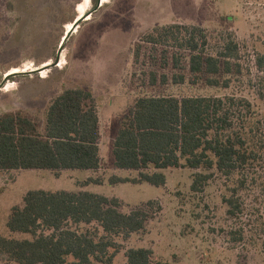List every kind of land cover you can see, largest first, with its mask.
Segmentation results:
<instances>
[{
    "label": "rangeland",
    "instance_id": "rangeland-1",
    "mask_svg": "<svg viewBox=\"0 0 264 264\" xmlns=\"http://www.w3.org/2000/svg\"><path fill=\"white\" fill-rule=\"evenodd\" d=\"M97 2L0 0V86L10 72L53 64L74 22L93 11ZM171 24L201 26L214 37L234 33L251 56V76L245 75L229 90L204 83L174 85L175 71L172 65H163L161 49L143 46L136 61L141 36ZM258 53L264 54V0H102L65 44L58 67L36 75H15L0 89V116L23 111L44 128L54 95L81 86L91 88L101 123V169L67 171L61 177L47 170L0 171V237L32 240L31 235L13 234L7 228L13 208L23 206L28 192L88 191L120 199L126 214L145 207L153 217L144 231L128 239L116 238L122 250L113 264H127V251L140 248L152 250L156 262L169 264H264V225H259L264 224V189L244 193V214L233 220L224 203L230 183L220 175L202 193L192 192L195 172L183 168L163 171L164 187L111 184L115 176H138L116 170L113 148L121 121L142 97L237 94L252 102L264 122V100L258 94L264 90V75L255 67ZM164 76L167 84L162 82ZM90 177L103 184H85ZM150 201L158 205L151 209L146 205Z\"/></svg>",
    "mask_w": 264,
    "mask_h": 264
},
{
    "label": "trees",
    "instance_id": "trees-1",
    "mask_svg": "<svg viewBox=\"0 0 264 264\" xmlns=\"http://www.w3.org/2000/svg\"><path fill=\"white\" fill-rule=\"evenodd\" d=\"M143 46L162 50L163 65L175 71L174 85L204 83L229 90L251 76L249 51L232 32L214 37L196 25L157 26L141 36L136 61ZM255 67L263 76L264 54L255 56ZM162 82L168 83L167 76ZM156 83L152 74V85ZM263 92L258 93L262 100ZM100 125L96 99L84 89H68L55 98L44 128L23 111L1 115L0 171L47 170L57 176L69 170L97 172ZM113 154L117 169L138 176H115L112 185L164 187L163 171L183 168L195 172L192 192L202 193L216 175L226 178L230 185L224 203L233 220L244 214L243 194L264 189V122L252 102L237 94L142 97L121 121ZM91 183L103 181L85 182ZM156 204L146 205L153 209ZM122 207L120 199L88 191H30L23 206L13 208L7 228L32 240L0 237V264H113L122 250L116 238L144 231L153 218L145 207L129 214ZM126 258L127 264H169L156 262L153 251L145 248L128 250Z\"/></svg>",
    "mask_w": 264,
    "mask_h": 264
},
{
    "label": "water",
    "instance_id": "water-1",
    "mask_svg": "<svg viewBox=\"0 0 264 264\" xmlns=\"http://www.w3.org/2000/svg\"><path fill=\"white\" fill-rule=\"evenodd\" d=\"M101 4H102V0H98V2H97V6H96V8H95L93 11H91L90 13H87L86 15H84V16L78 18V19L74 22V24H73L71 30L67 33V35H66L65 38L63 39V42H62V44H61V46H60V48H59V51H58V53H57L56 60H55V62H54L53 64H51V65H46L45 67H42V68H40V69H36V70H34V71H30V72H21V73L9 74V75H7V76L5 77L4 82H3L2 85L0 86V89L3 88L4 85H5V83H6L11 77H13V76H15V75H36V74H41V73H43V72H45V71H47V70H49V69H51V68L58 67L59 64L61 63L62 54H63V52H64V50H65V44L70 40V38L73 36V34L76 32V30L80 27V25H81L84 21H86V20H87V19H88L93 13H95V12L101 7Z\"/></svg>",
    "mask_w": 264,
    "mask_h": 264
},
{
    "label": "crops",
    "instance_id": "crops-1",
    "mask_svg": "<svg viewBox=\"0 0 264 264\" xmlns=\"http://www.w3.org/2000/svg\"><path fill=\"white\" fill-rule=\"evenodd\" d=\"M71 89H84V90H88V91H90L93 95H94V93H93V91H92V89L91 88H89L88 86H81V87H77V88H71ZM68 90V89H67ZM65 91V90H64ZM63 91V92H64ZM61 93H58V94H56V95H54L53 96V98L55 99V98H57L59 95H60ZM95 97V96H94ZM53 99V100H54ZM96 99V98H95ZM52 100V101H53ZM96 102H97V100H96ZM98 105V104H97ZM46 123V122H45ZM101 124V123H100ZM45 125V124H44ZM100 127H101V125H100ZM101 136H102V134H101ZM100 149H101V142H100ZM101 159H102V156H101ZM101 166H102V161H101ZM116 167V166H115ZM101 169V168H100ZM116 170L118 171L119 169H117L116 168ZM69 171H72V170H69ZM76 171V170H75ZM119 171H121V170H119ZM67 171H63V172H61L60 173V175L59 176H57L54 172V174L57 176V177H61L63 174H65ZM88 172H90V173H92V172H94V171H88ZM98 172V171H97ZM125 172H127V173H129V171H125ZM94 173H96V172H94ZM117 177V176H116ZM90 178H92V177H90ZM89 178V179H90ZM120 178H124V177H120ZM126 178H129V177H126Z\"/></svg>",
    "mask_w": 264,
    "mask_h": 264
},
{
    "label": "flooded vegetation",
    "instance_id": "flooded-vegetation-1",
    "mask_svg": "<svg viewBox=\"0 0 264 264\" xmlns=\"http://www.w3.org/2000/svg\"><path fill=\"white\" fill-rule=\"evenodd\" d=\"M15 73H19V71H13V72H10L9 74H15Z\"/></svg>",
    "mask_w": 264,
    "mask_h": 264
},
{
    "label": "bare ground",
    "instance_id": "bare-ground-1",
    "mask_svg": "<svg viewBox=\"0 0 264 264\" xmlns=\"http://www.w3.org/2000/svg\"><path fill=\"white\" fill-rule=\"evenodd\" d=\"M71 28H72V27H71ZM71 28H70V29H71ZM69 31H70V30H69Z\"/></svg>",
    "mask_w": 264,
    "mask_h": 264
}]
</instances>
